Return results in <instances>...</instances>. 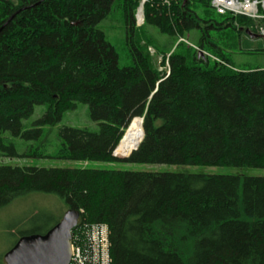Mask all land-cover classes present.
Instances as JSON below:
<instances>
[{"label":"trees","instance_id":"trees-1","mask_svg":"<svg viewBox=\"0 0 264 264\" xmlns=\"http://www.w3.org/2000/svg\"><path fill=\"white\" fill-rule=\"evenodd\" d=\"M141 1L0 0V136L39 139L43 126L82 103L96 129L59 127L55 158L264 168V67L235 70L214 59L210 66L211 57L188 45L176 51L179 38L196 31L199 48L212 45L211 54L235 67L209 29L231 27L242 38L253 21L218 22L211 0H145L136 25ZM114 5L124 12L130 66H118L98 27ZM149 27L178 40L162 52L168 73L148 50L158 45ZM37 105L45 110L23 129ZM135 116L143 117L141 141L114 156ZM9 154L16 155L12 145ZM31 191L80 211L72 233L106 224L109 264H264V176L0 164V207Z\"/></svg>","mask_w":264,"mask_h":264},{"label":"rangeland","instance_id":"rangeland-1","mask_svg":"<svg viewBox=\"0 0 264 264\" xmlns=\"http://www.w3.org/2000/svg\"><path fill=\"white\" fill-rule=\"evenodd\" d=\"M202 15V9L195 8ZM229 14L219 15L215 10L210 9L209 16L214 20L221 22ZM136 25L138 21L135 16ZM98 27L104 32L106 39L113 45L118 54V66L125 67L133 64V56L130 43L127 41L126 24L124 12L121 7L114 5L111 11L103 18ZM148 34L158 45H150L148 50L150 54L156 56L155 62L159 69L166 70V65L160 66L162 52L170 50L169 42L175 43L178 40L169 38L165 34L158 33L155 27L148 28ZM211 39L220 47L225 48L224 53L233 62L236 68H246L264 65V51L261 50L262 44L258 38H251L240 34L231 27L223 29H209ZM183 43L177 48V52H186L187 45L196 50L213 51L214 47L205 44L202 49L197 43L196 31H191ZM242 39V41H241ZM164 43V46L162 44ZM186 44V45H185ZM198 47H196V46ZM172 48V49H173ZM229 48V49H228ZM239 48H251L243 51ZM201 52V53H202ZM210 53V52H209ZM201 55H204L203 53ZM210 66L214 64L213 59L209 58ZM204 64V63H202ZM230 66H233L230 64ZM234 67V66H233ZM45 110V105H37L33 114L23 121V129L31 128L32 121L41 116ZM63 125L87 127L96 129L95 122L91 121L88 115V106L79 103L71 111L65 112L55 126H43V132L39 139H24L19 136H13L9 132L1 134V144L8 148L0 147V164L18 165V166H39V167H73L77 165L89 166L95 168H115L135 171H177L204 174H236L240 176L258 175L264 176V168L234 166V165H177V164H154V163H133L115 160L112 162L89 161L81 162L74 160L58 159L54 157V151L58 147V128ZM13 146L16 155L9 154V146ZM41 151L40 155L35 154L34 150ZM117 156V155H116ZM124 158L126 156H117ZM67 209L63 199L54 193H45L41 191H31L12 199L9 203L0 207V258L3 259L5 252L17 241L22 233L33 230L45 231L53 225L62 216ZM29 215V216H28ZM27 216V217H26ZM73 234L75 240L84 239L88 234Z\"/></svg>","mask_w":264,"mask_h":264},{"label":"water","instance_id":"water-1","mask_svg":"<svg viewBox=\"0 0 264 264\" xmlns=\"http://www.w3.org/2000/svg\"><path fill=\"white\" fill-rule=\"evenodd\" d=\"M144 1L142 0L140 4L142 5ZM245 32L257 35L249 29H245ZM198 55H201V51ZM140 118L142 121L143 117ZM114 150L113 155L116 156ZM79 216V210L69 207L60 219L44 233H30L20 236L3 255L4 262L6 264H69L71 259V231L77 225Z\"/></svg>","mask_w":264,"mask_h":264},{"label":"built area","instance_id":"built-area-1","mask_svg":"<svg viewBox=\"0 0 264 264\" xmlns=\"http://www.w3.org/2000/svg\"><path fill=\"white\" fill-rule=\"evenodd\" d=\"M211 6L220 15H241L250 18L253 21L255 33L264 45V0H211ZM180 40L184 39L180 38ZM199 51L202 52V50ZM202 53L237 70V68L230 66L207 51ZM166 71L169 72L168 64L166 65ZM84 233L88 234V236H85L86 244L85 242L76 243L73 234L71 235V259L69 264H109L107 225L90 224V227Z\"/></svg>","mask_w":264,"mask_h":264},{"label":"bare ground","instance_id":"bare-ground-1","mask_svg":"<svg viewBox=\"0 0 264 264\" xmlns=\"http://www.w3.org/2000/svg\"><path fill=\"white\" fill-rule=\"evenodd\" d=\"M138 21H142L143 5L139 4L136 11ZM143 135L141 118L135 116L129 122L118 146L115 148L114 153L117 156L128 155L141 141Z\"/></svg>","mask_w":264,"mask_h":264},{"label":"crops","instance_id":"crops-1","mask_svg":"<svg viewBox=\"0 0 264 264\" xmlns=\"http://www.w3.org/2000/svg\"><path fill=\"white\" fill-rule=\"evenodd\" d=\"M247 34V33H246ZM245 34V35H246ZM248 37H251V38H258V40L261 42V39L257 36V35H251V34H247ZM262 43V42H261ZM264 67V65L262 66Z\"/></svg>","mask_w":264,"mask_h":264}]
</instances>
